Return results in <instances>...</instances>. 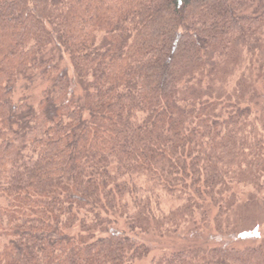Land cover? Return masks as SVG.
Returning <instances> with one entry per match:
<instances>
[{"label": "trees", "instance_id": "1", "mask_svg": "<svg viewBox=\"0 0 264 264\" xmlns=\"http://www.w3.org/2000/svg\"><path fill=\"white\" fill-rule=\"evenodd\" d=\"M263 225L264 0H0V264H264Z\"/></svg>", "mask_w": 264, "mask_h": 264}, {"label": "rangeland", "instance_id": "2", "mask_svg": "<svg viewBox=\"0 0 264 264\" xmlns=\"http://www.w3.org/2000/svg\"><path fill=\"white\" fill-rule=\"evenodd\" d=\"M207 232V233H206ZM204 232L205 234L201 237H183V236H176V237H164L159 238L157 236H144L141 235L142 239H145L150 244L151 252L147 257H144L134 263L131 264H152L153 260L159 258V256L165 252L173 251L175 249L187 247V246H195L199 243H210V244H228L230 243V238L227 237H217L214 238L208 231ZM263 238L264 237V225L260 227L251 238ZM144 237V238H143ZM258 238V239H259ZM246 239V238H245ZM256 242L252 240H245L239 241L237 239H231V244H235L236 246H244V245H251L255 244Z\"/></svg>", "mask_w": 264, "mask_h": 264}]
</instances>
